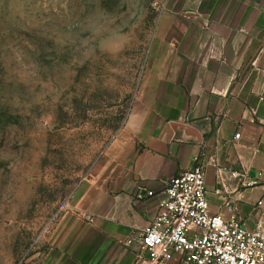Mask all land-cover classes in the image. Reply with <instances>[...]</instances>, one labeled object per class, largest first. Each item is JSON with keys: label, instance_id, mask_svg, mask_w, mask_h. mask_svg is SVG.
Returning a JSON list of instances; mask_svg holds the SVG:
<instances>
[{"label": "crops", "instance_id": "0c3cea01", "mask_svg": "<svg viewBox=\"0 0 264 264\" xmlns=\"http://www.w3.org/2000/svg\"><path fill=\"white\" fill-rule=\"evenodd\" d=\"M117 141L127 149L76 189L38 264H148L137 239L157 199L136 189L160 191L196 160L211 213L251 228L264 211V0H167Z\"/></svg>", "mask_w": 264, "mask_h": 264}, {"label": "rangeland", "instance_id": "374dc122", "mask_svg": "<svg viewBox=\"0 0 264 264\" xmlns=\"http://www.w3.org/2000/svg\"><path fill=\"white\" fill-rule=\"evenodd\" d=\"M166 1L0 0V264H38L76 189L127 149Z\"/></svg>", "mask_w": 264, "mask_h": 264}, {"label": "built area", "instance_id": "2783aa9c", "mask_svg": "<svg viewBox=\"0 0 264 264\" xmlns=\"http://www.w3.org/2000/svg\"><path fill=\"white\" fill-rule=\"evenodd\" d=\"M144 198L157 199L155 213L137 239L140 257L148 264L171 256L182 264H264V211L251 228L211 213L199 160L160 191L138 187L136 200Z\"/></svg>", "mask_w": 264, "mask_h": 264}]
</instances>
